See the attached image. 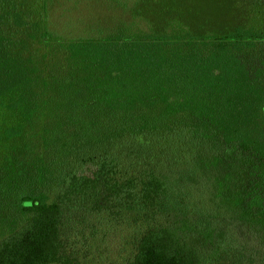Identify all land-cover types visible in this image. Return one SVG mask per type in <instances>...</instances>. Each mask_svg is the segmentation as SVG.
Masks as SVG:
<instances>
[{"label":"trees","instance_id":"trees-1","mask_svg":"<svg viewBox=\"0 0 264 264\" xmlns=\"http://www.w3.org/2000/svg\"><path fill=\"white\" fill-rule=\"evenodd\" d=\"M54 1L0 0V264L123 256L117 225L122 264H264V0L221 32L166 6L69 29Z\"/></svg>","mask_w":264,"mask_h":264},{"label":"rangeland","instance_id":"rangeland-1","mask_svg":"<svg viewBox=\"0 0 264 264\" xmlns=\"http://www.w3.org/2000/svg\"><path fill=\"white\" fill-rule=\"evenodd\" d=\"M166 0L163 4L160 0H69V2L54 1L51 10V19L58 22V15L61 8H65L67 13L60 18V23L69 29L75 26L87 27L88 31L98 29L108 30L116 25H122L135 17L142 15L145 9L153 15L164 6L173 13L176 7L181 8V15L186 28L192 31L221 32L232 29L239 24L249 23V0ZM169 3V4H168ZM166 12V9H164ZM55 13V16H53ZM156 18V17H155ZM157 24L156 21L152 25ZM179 26V25H178ZM137 27L141 31L152 29L151 24L138 21ZM82 30V29H78ZM69 32V30H68ZM81 32V31H79ZM69 36V34H68ZM116 231L112 235V240L119 250H126L122 256L111 252L108 235L105 242L98 241V247L92 248L88 264H122L124 256L128 255L132 249V241L136 238V231L124 225L116 226ZM115 252V251H114Z\"/></svg>","mask_w":264,"mask_h":264}]
</instances>
